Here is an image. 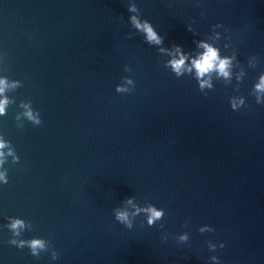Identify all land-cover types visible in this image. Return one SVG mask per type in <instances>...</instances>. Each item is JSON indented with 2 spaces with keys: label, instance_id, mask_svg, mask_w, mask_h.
Wrapping results in <instances>:
<instances>
[{
  "label": "water",
  "instance_id": "obj_1",
  "mask_svg": "<svg viewBox=\"0 0 264 264\" xmlns=\"http://www.w3.org/2000/svg\"><path fill=\"white\" fill-rule=\"evenodd\" d=\"M262 75L264 0H0V264H264Z\"/></svg>",
  "mask_w": 264,
  "mask_h": 264
},
{
  "label": "clouds",
  "instance_id": "obj_2",
  "mask_svg": "<svg viewBox=\"0 0 264 264\" xmlns=\"http://www.w3.org/2000/svg\"><path fill=\"white\" fill-rule=\"evenodd\" d=\"M133 8H129V11H132ZM132 22L135 25V27L139 30H141L143 33H145L146 35V39L149 43H155L157 45L162 44L163 42V38L157 33V31L154 29V26L152 25V23L147 20L144 19L142 22L135 16H133L132 18ZM222 25L217 23L216 25H214L213 27H221ZM200 47H202L204 49V51L202 53H200V55L197 58H194L192 60V64L191 67L195 69L196 71V75L198 78L204 77L205 74L212 72L213 70L217 71L220 75L227 77L229 76V66L231 63V59L229 57H224L221 58L219 56L218 50L217 48L209 45L208 43L204 42V41H200L199 44ZM177 50H179V45L175 46ZM161 51H165V49H160ZM185 59L186 56L183 53L179 54V58H173L171 61H169V64L172 68V70L177 74L180 75L182 70L185 67ZM191 69H189L190 71ZM129 83H131L132 81L129 80ZM4 84L3 80H0V85ZM205 86L207 87H211V84L209 81L204 80V79H200V87L201 89H203ZM256 89L258 91H264V75L261 76L260 78V83H258L256 85ZM3 91V88L0 87V92ZM117 92H121V91H127V89H124L122 86L117 85L116 88ZM257 104H260L261 101L259 99V97H257ZM7 103V100H2L0 101V114H2L4 112V105ZM243 98H241L239 100V104H243ZM232 109L235 110L238 107L237 101L233 100L232 101V105H231ZM26 115L28 116V118L30 120H33L37 125H39L41 123L40 119L38 117H34L31 111H28L26 113ZM5 144L3 141H0V149L4 148ZM3 156V152H0V157ZM0 163H2V161H0ZM0 179L4 180L5 183H7V179L5 177V175L3 173H0ZM128 203H131V198H128ZM141 211L140 208L136 209V213H139ZM143 211H146L149 213L148 215V224L151 225L154 223L155 220L160 219L163 215V210L161 209H157L155 207L149 206L148 208L143 209ZM115 219L121 223H125L129 228H131V221L129 220V215L127 211L124 210H119L117 209L115 212ZM9 227L11 229L14 230L15 234L18 235V229L23 227V222L19 219H14L12 221V223L9 225ZM201 231H203V229H201ZM187 236L186 235H182L180 237L181 240H187ZM10 244L16 245L18 248H23L26 244L31 248V254L33 256L39 257L38 256V252L37 249L38 248H43L44 247V243L41 239L38 238H33L30 241H24L21 240L19 242H17L15 239L9 240ZM224 247V243H221V248ZM54 259L57 258V255L54 254L53 256ZM213 259H216V257H213Z\"/></svg>",
  "mask_w": 264,
  "mask_h": 264
}]
</instances>
